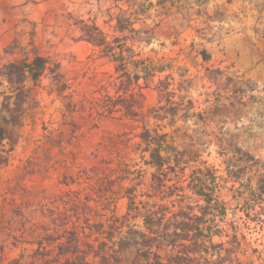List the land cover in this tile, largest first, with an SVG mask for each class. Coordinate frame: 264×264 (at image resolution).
<instances>
[{"label": "rangeland", "instance_id": "1", "mask_svg": "<svg viewBox=\"0 0 264 264\" xmlns=\"http://www.w3.org/2000/svg\"><path fill=\"white\" fill-rule=\"evenodd\" d=\"M188 2L185 18L180 13L166 17L155 27L151 44L137 46L142 57L164 59L174 69L147 88L134 87L143 94L142 116L131 119L104 114L106 96L117 94V74L83 36L85 24L112 35L120 0H0V125L11 150L0 169V264L14 259L44 264L35 253L37 240L57 237L73 224L89 233V225L124 217L129 200L121 184L136 187L138 202L162 203L165 195L152 188L155 169L142 158L143 121L168 133L192 157L185 174L171 175L185 187V203L199 201L187 184L192 170L205 168L203 162L225 179L219 195L230 209L229 234L238 231L241 247L224 264H239L237 259L264 264V203L251 209L226 171L227 161L238 159L248 168L253 188L264 173V0ZM203 48L211 55L207 62L198 53ZM36 55L48 60L37 82L11 83L3 75L9 64ZM169 84L173 102L192 100L191 112L204 119H184L180 112L172 121L159 111L167 104L159 90ZM237 148L262 164L230 158ZM104 190L114 199L105 202ZM144 214L131 222L141 226ZM56 244H46L44 254L55 258Z\"/></svg>", "mask_w": 264, "mask_h": 264}, {"label": "trees", "instance_id": "2", "mask_svg": "<svg viewBox=\"0 0 264 264\" xmlns=\"http://www.w3.org/2000/svg\"><path fill=\"white\" fill-rule=\"evenodd\" d=\"M120 3L122 5L117 6L118 10L113 18L115 25L112 35L96 24H85L83 36L114 64L117 74V94L106 96L102 106L104 114L120 113L124 117L139 119L142 116L143 94L135 92L134 87L140 90L149 87L159 74L172 71L174 64L164 59L144 58L137 48L141 44H151L155 27L173 13L182 14L189 2L120 0ZM182 15L183 18L186 17L185 14ZM150 21H153V25ZM198 53L206 62L211 59L205 48ZM47 67V58L36 55L31 61L9 64L3 75L11 83H35ZM180 77L183 78V74ZM141 81L143 86L140 85ZM186 82L191 83L190 80H183L182 83ZM170 86L169 84L164 90H159L167 98V104L161 106L159 111H163L166 117L170 116L172 121L180 112H183L184 119L194 116L204 119L202 113L191 112L194 108L192 100L186 102L183 98L180 102H173L175 90H170ZM143 123V130L139 134L142 158H149L146 164L155 169L152 173V188L165 195L161 199L162 203L138 202L136 187L121 184V189L129 200L128 213L124 217L113 215L106 221L89 225V233H86V228L81 230L73 224L57 237L49 234L47 238L37 240L35 253L44 264H93V260L97 264H224L238 254L241 247L239 234L236 230L229 234V227H232L228 218L230 209L219 195L225 179L217 176L216 171L207 167V162H203L205 168L192 170L187 184V188L199 201L196 204L185 203V187L179 180L174 181L171 175L177 177L185 174L191 161L187 158L192 157H187L185 151L170 141L168 133L150 129L147 122ZM5 140L6 129L0 125V169L8 163L11 152L6 148ZM230 158H250L262 164L255 156L243 153L238 148ZM244 170L246 173L248 168L240 166L238 159L227 161L226 171L231 175L229 177L242 188L237 191L239 197H244L252 209L255 205L264 203V173L258 175L257 187L253 188L251 174L240 176ZM134 173L142 177V171ZM125 179L127 178H119L121 182ZM170 182L172 184L168 185ZM103 195L105 202H110L115 194L104 190ZM174 196L179 197L178 200L163 203L165 199ZM142 210L145 211L142 225L132 223L131 220L136 219ZM95 234L98 236L91 240ZM225 237L229 239L228 242L215 240ZM226 243L231 247H227ZM46 244H56L58 252L55 258L44 254L48 249ZM237 261L243 264L239 259ZM10 264H22L21 259H14Z\"/></svg>", "mask_w": 264, "mask_h": 264}]
</instances>
